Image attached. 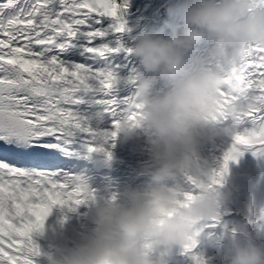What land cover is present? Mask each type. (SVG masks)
Segmentation results:
<instances>
[{
    "label": "clouds",
    "instance_id": "1",
    "mask_svg": "<svg viewBox=\"0 0 264 264\" xmlns=\"http://www.w3.org/2000/svg\"><path fill=\"white\" fill-rule=\"evenodd\" d=\"M167 12L161 27L133 38L128 50L137 67L125 79L132 92L123 115L111 130L90 127L92 148H85L86 158L111 168L108 145L127 143L142 131L150 179L142 188L128 187L97 202L87 179L79 177L76 187L93 203L92 227L74 241L51 245L43 253L47 264H166L155 254L177 247L191 252L232 195L230 170L213 183L217 170L205 171L198 149L205 138H233L246 114L264 103L222 70L235 66L250 43L264 49V3L183 0ZM197 50L203 55L189 62ZM121 79L117 75L116 83ZM161 81L164 87L154 91ZM181 176L195 192L184 190ZM196 260L215 264L216 258L197 254ZM222 264H264V245L233 237Z\"/></svg>",
    "mask_w": 264,
    "mask_h": 264
},
{
    "label": "snow or ice",
    "instance_id": "2",
    "mask_svg": "<svg viewBox=\"0 0 264 264\" xmlns=\"http://www.w3.org/2000/svg\"><path fill=\"white\" fill-rule=\"evenodd\" d=\"M106 18L114 23L105 26ZM121 19L116 0L0 2V264H34L40 253L32 234L52 208L85 202L79 177L58 158L77 143L92 148L90 125L78 110L85 99L113 121L123 115L127 98L114 94L118 73L110 61L124 49L107 41L123 31ZM75 47L88 62L70 63L65 53ZM222 70L264 101V49L250 43L235 66ZM241 148L264 156V103L246 114L213 183L222 182Z\"/></svg>",
    "mask_w": 264,
    "mask_h": 264
},
{
    "label": "bare ground",
    "instance_id": "3",
    "mask_svg": "<svg viewBox=\"0 0 264 264\" xmlns=\"http://www.w3.org/2000/svg\"><path fill=\"white\" fill-rule=\"evenodd\" d=\"M120 6L121 22L124 26L131 21L129 27H124L123 30L129 32L130 36L122 38L118 34H114L109 40L110 46H115L119 41V45L124 49L121 52L113 55L128 54V50L133 44V38L140 35L143 32H147L155 26H151L148 20L149 17L155 18L160 21V27L163 21L167 20L169 5H175L183 0H116ZM145 8V9H144ZM141 18V19H140ZM156 22V21H155ZM114 23L113 18H106L104 20L105 26ZM115 32H110L113 34ZM165 35H167V29H165ZM23 43V42H21ZM83 51L84 54L77 53ZM203 55L202 51H194L189 53L187 60L191 62V59L195 56ZM65 57L69 59L70 63H86L90 59L82 47H75L73 50H69L65 53ZM118 66H115L118 76L122 79L116 85L114 94L117 98H127L131 92L132 87L125 82V79L129 76L131 71L137 67V62H121L115 61ZM164 87V83L158 82L156 89ZM87 101V99H85ZM90 127L100 128L105 130H111L113 126V117L110 113L104 112L103 109L95 112H87L84 115ZM250 127V126H248ZM233 138L229 136L220 137L219 135L212 139H203L199 149L198 157L204 164L205 171L218 170L223 162L224 153L232 145ZM115 145H122L129 149L130 154L140 156V160L136 161L135 166H150L149 164V152L148 145L146 143L143 132H139L133 139L127 143L117 142ZM110 151V150H109ZM243 155L238 156L234 161L229 162V185L232 188V195L229 200L222 206V215L220 220L210 222L209 225L213 228L218 227L215 233L204 232L197 238L199 243H204V246L200 249H192L191 252H184L181 249L173 248L167 252H157L155 255H162L166 264H197V254H202L205 258L215 257V264H222V256L228 250L230 246V240L233 237H239L240 239L251 238L256 243L264 245V156L253 155L252 150H246L241 148ZM119 160H123V157L116 155ZM133 166V165H131ZM136 171H141L139 168ZM151 174L148 171H142ZM77 177H81L77 175ZM90 189L93 190V195L97 202H100L102 198H105L112 193H122L126 187H121L122 184L113 183L107 181L105 184L100 181V188L97 184H93V177L86 178ZM180 184L183 186H189L191 191L195 192V185L192 184L184 177L179 178ZM172 183L171 181L169 182ZM114 184L113 186H109ZM143 186L133 187L134 189L142 188ZM86 201V200H85ZM91 201V200H89ZM73 203L69 202L66 205H56L59 208H69ZM93 205V203H92ZM90 210L87 212L89 213ZM72 220L68 217H64V221ZM59 219L56 214L51 210V214L44 221L41 232L50 240L57 239L56 244H62L66 235L62 234L58 230ZM71 226L79 229L83 234L90 231V227L72 222ZM80 231H76L80 233ZM78 239V238H77ZM207 248L212 249L214 252H208Z\"/></svg>",
    "mask_w": 264,
    "mask_h": 264
}]
</instances>
